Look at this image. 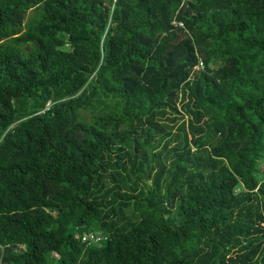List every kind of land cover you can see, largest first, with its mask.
I'll list each match as a JSON object with an SVG mask.
<instances>
[{
    "label": "trees",
    "instance_id": "trees-1",
    "mask_svg": "<svg viewBox=\"0 0 264 264\" xmlns=\"http://www.w3.org/2000/svg\"><path fill=\"white\" fill-rule=\"evenodd\" d=\"M263 163L264 0H0V264H264Z\"/></svg>",
    "mask_w": 264,
    "mask_h": 264
},
{
    "label": "rangeland",
    "instance_id": "rangeland-1",
    "mask_svg": "<svg viewBox=\"0 0 264 264\" xmlns=\"http://www.w3.org/2000/svg\"><path fill=\"white\" fill-rule=\"evenodd\" d=\"M66 49H69L68 46L65 47ZM260 170L264 173V163L261 165Z\"/></svg>",
    "mask_w": 264,
    "mask_h": 264
}]
</instances>
